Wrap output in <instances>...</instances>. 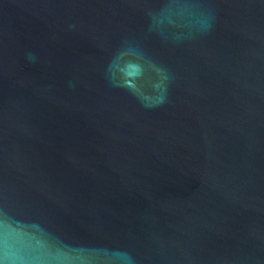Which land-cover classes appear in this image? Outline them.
Instances as JSON below:
<instances>
[{
	"label": "water",
	"instance_id": "1",
	"mask_svg": "<svg viewBox=\"0 0 264 264\" xmlns=\"http://www.w3.org/2000/svg\"><path fill=\"white\" fill-rule=\"evenodd\" d=\"M0 264H264V0H0Z\"/></svg>",
	"mask_w": 264,
	"mask_h": 264
}]
</instances>
